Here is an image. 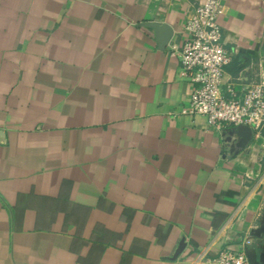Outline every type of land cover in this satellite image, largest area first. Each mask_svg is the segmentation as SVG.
Segmentation results:
<instances>
[{
  "label": "crops",
  "instance_id": "0c3cea01",
  "mask_svg": "<svg viewBox=\"0 0 264 264\" xmlns=\"http://www.w3.org/2000/svg\"><path fill=\"white\" fill-rule=\"evenodd\" d=\"M203 0H0V264L264 261V127L182 114L170 45ZM226 85L264 88V0H222ZM174 31L161 50L154 29ZM247 247L244 248L246 251Z\"/></svg>",
  "mask_w": 264,
  "mask_h": 264
},
{
  "label": "built area",
  "instance_id": "2783aa9c",
  "mask_svg": "<svg viewBox=\"0 0 264 264\" xmlns=\"http://www.w3.org/2000/svg\"><path fill=\"white\" fill-rule=\"evenodd\" d=\"M222 0H203L187 19L182 41L170 45L171 55L178 58L185 74L198 85L189 107L182 114L204 116L218 127L249 126L253 132L264 127V88L251 86L239 96L232 85H226L225 68L230 57L223 47L220 19ZM226 248L214 257L195 264H251L244 248Z\"/></svg>",
  "mask_w": 264,
  "mask_h": 264
},
{
  "label": "water",
  "instance_id": "95a60500",
  "mask_svg": "<svg viewBox=\"0 0 264 264\" xmlns=\"http://www.w3.org/2000/svg\"><path fill=\"white\" fill-rule=\"evenodd\" d=\"M144 26L154 29L160 49L165 50L174 36L173 29L168 25H164L161 23H144ZM230 134L238 138L237 145L233 147V149L238 148V151L236 152H239V150L241 149H245L252 141L254 136L252 128L246 125L233 128ZM262 233H264V226L255 231V235H257L258 237ZM246 255L251 264H264V261L258 256L255 249H250L247 247Z\"/></svg>",
  "mask_w": 264,
  "mask_h": 264
}]
</instances>
